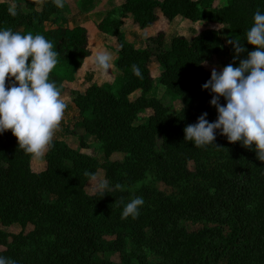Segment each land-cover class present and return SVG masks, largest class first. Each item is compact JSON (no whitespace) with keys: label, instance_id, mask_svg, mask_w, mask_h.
<instances>
[{"label":"trees","instance_id":"16d2710c","mask_svg":"<svg viewBox=\"0 0 264 264\" xmlns=\"http://www.w3.org/2000/svg\"><path fill=\"white\" fill-rule=\"evenodd\" d=\"M215 2L120 0L106 14L96 29L116 39V78L112 84L67 92L79 118L65 132L77 136L80 149L53 140L44 156L45 169L37 172L32 169L33 157L17 146L11 131L0 133V225L46 224L53 236L46 249L42 230L8 240L0 229V247L4 248L0 255L17 264H113L104 259L106 253L128 259V264H264V162L256 159L255 151L239 142L229 143L219 133L214 143L220 148H197L184 141L185 126L213 107L209 104L212 95L201 86L211 73L205 64L221 51L217 30H191V39L177 36L168 47L162 31L146 36L144 45L137 47L120 30L128 17L141 30L153 27L160 18L170 23L177 17L227 25L232 38L246 49L240 54L243 58L254 49L246 33L254 13L264 12V0H225L224 5L214 7ZM67 14L65 1L62 8L53 0L0 3V28L40 34L52 42L58 63L50 80L61 95L67 91L65 84L74 83L77 71L91 57L86 29L71 26ZM233 55L230 46L222 67L238 64ZM152 60L161 69L159 81L169 103L194 98L198 100L195 109L170 115L169 106L150 96ZM133 64L140 67L142 79L133 75ZM137 92L139 96L132 99ZM220 103H224L222 98ZM85 137L101 143L105 163L84 153L89 150ZM113 154L124 157L110 161ZM199 158L212 166L190 170L189 162ZM99 170L111 185L152 174L166 185L182 180L185 186L180 198L165 197L135 220L120 221L115 216L107 231L99 228L92 214L103 217L109 195H88L84 190ZM185 223L203 227L188 232ZM104 234L114 239L105 240Z\"/></svg>","mask_w":264,"mask_h":264},{"label":"clouds","instance_id":"9594fccd","mask_svg":"<svg viewBox=\"0 0 264 264\" xmlns=\"http://www.w3.org/2000/svg\"><path fill=\"white\" fill-rule=\"evenodd\" d=\"M53 3L64 6V0ZM253 21L246 41L254 49L240 58L246 52L245 47L240 41L230 39L233 62L238 60V64L229 63L219 71L213 67L210 78L201 86L212 95L209 104L216 110V119L209 122L208 114L202 113L183 132L184 141L197 148L217 147L214 142L219 133L229 143L239 142L255 151L256 159L264 162V12L257 10ZM57 56L52 42L43 35L0 28V133L10 130L17 146L34 159L43 158L53 146L67 107L55 81L50 80V73L58 63ZM111 61L112 54L105 50L97 52L92 63L96 69L107 72ZM131 67L133 75L142 79L140 67L135 64ZM180 105L183 111L181 102ZM85 175L91 174L85 172ZM91 178L92 193L103 197L110 190L109 181L94 175ZM144 203L142 196H135L124 205L121 218L136 219ZM0 264H17V261L0 255Z\"/></svg>","mask_w":264,"mask_h":264},{"label":"rangeland","instance_id":"374dc122","mask_svg":"<svg viewBox=\"0 0 264 264\" xmlns=\"http://www.w3.org/2000/svg\"><path fill=\"white\" fill-rule=\"evenodd\" d=\"M78 0H69L70 4V10L68 15V22L69 24L72 23L73 19L76 18L73 15V10H76V3ZM102 1V0H101ZM98 0H94V2L90 6L89 14L90 19L93 20L95 17L94 15L96 12L102 10L103 12H107L110 9L119 6L120 0H105L106 3L102 5V2ZM8 2H11V0H8ZM99 4V5H98ZM222 0H216L214 7L221 6ZM101 5V6H100ZM111 11V10H110ZM95 12V13H94ZM208 12H211L208 11ZM50 25L47 26L49 28ZM153 36L156 35L157 32L162 31L165 33V46H169L170 42L173 38L177 36H184L187 39H191L193 36V33L191 30H201L205 28H215L218 32L219 39L221 41V51L219 54L214 55L210 58V60L205 64V68L208 71H211L213 67L216 68L217 71H219L222 68V61L227 57L228 50L230 48V44L228 41L230 39H233L230 34V29L227 25H219V24H212L208 22H197L193 23L188 20L183 19H176L172 22L168 23L167 21L157 22L156 25L152 27ZM135 30H138V27L133 23L132 20H129L125 24L124 32L126 36L130 38V41H132L137 47L141 45V47L144 45V40L147 36V33H137ZM149 33H151L149 31ZM92 38V36H89V49L91 51V57L86 60L84 69L85 72L93 71V72H101L99 78V82L101 85H104L105 83L112 84L116 78L117 71L115 69H110L107 72H102L93 65L92 60L95 56V54L99 51H105L112 48L113 41L110 43H106L107 40H102L101 42L96 43V41ZM116 53V49L114 50ZM110 53V52H109ZM112 54V53H111ZM113 63V60L111 61V64ZM150 70L152 77L154 79V88L150 96L157 98L158 100H162L163 103H165L167 106H169L170 115H174L178 113L180 110H182L181 104L184 106L183 109L193 110L198 105V100L194 98L187 99L185 101H181L179 99H175L173 101H170L169 99L164 97V91L165 88L160 84V72L161 69L159 68L158 64L152 60L150 65ZM82 79L85 80V77L82 76ZM82 84L84 85L85 82L83 81ZM139 92L135 93L131 98L135 99L137 96H139ZM65 116L63 115V119L61 121L60 127L55 132L54 137L57 138H64L66 135L65 140L68 142L67 145L75 150H78L81 148L80 141L77 138V136L74 135H67L66 129L71 128L73 129V124L78 120V115L74 117L72 115V111L65 110L64 112ZM78 114V113H77ZM151 111L147 112V115H150ZM207 120L209 122H212L216 119L217 113L214 107H210L207 113ZM85 144L89 148V150H83L84 153L94 156L99 163L103 164L105 163L106 159L103 156V154L100 152V142L96 140L93 137H85L84 139ZM123 154H113L110 157V161H121L123 159ZM44 158V157H43ZM34 159L33 167L32 169L35 171H40L43 169L38 170V168L43 167L45 159ZM43 159V160H42ZM35 165V167H34ZM197 165L201 166H212V164L209 163L205 158H199L198 160L190 161L189 162V168L190 170L194 169ZM41 166V167H40ZM98 179H105L104 171L99 170L97 174L95 175ZM93 180L91 179L86 186L84 187L85 192L88 195H94L92 193V187H93ZM185 183L182 180H178L173 185H166L162 181L158 180L153 176L152 174H147L142 180L134 181L131 183L126 184H120V185H111L110 184V190H108L106 193L109 195V199L106 203V210L103 215V217H100L99 215L93 213L92 214V220L100 225L99 228H104L102 230H110V224L113 222V219L115 216L119 217V220H125L126 222L128 220H135L131 217L127 219H122L121 214L123 211L124 205L129 202L132 198L135 196H142L145 203L140 209L141 216L144 211L147 209L158 206V204L161 202V200L165 197L170 198H180V193L182 192V189L184 188ZM113 213V214H111ZM138 216V217H139ZM131 222V221H130ZM44 224V223H43ZM186 230L188 232H193L201 229L203 225L199 224H191V223H185ZM0 229L2 232L6 234L8 237V240H11V236L23 234L27 235L28 233L34 232V231H41L42 230V240L43 243H46V249L49 248V245L52 243L53 236L49 235L50 231L48 230V226L39 224L36 226L32 223H27L24 227L20 226L19 224H12L7 227H2L0 225ZM105 240H113L114 237L110 235L104 234ZM48 245V246H47ZM4 250V248L0 247V251ZM104 259L113 263V264H128V259H120L119 255H114L113 253H106L104 254ZM131 262V261H130ZM133 263V261H132Z\"/></svg>","mask_w":264,"mask_h":264},{"label":"crops","instance_id":"0c3cea01","mask_svg":"<svg viewBox=\"0 0 264 264\" xmlns=\"http://www.w3.org/2000/svg\"><path fill=\"white\" fill-rule=\"evenodd\" d=\"M64 1L68 4L69 10H70L71 7H70V4H69V0H64ZM98 1H101V0H98ZM4 2H8V0H0V3H4ZM93 2H94V0H78L77 3H76V10H73V15L76 18L73 19V21H72V23L70 25L71 26H74V27L75 26H80V27L85 28L86 31H87L88 41H89V36H92V38L96 41V43L101 42L102 40H104V41L107 40L106 43H110L111 41H113L114 44H112V48L109 50V52L112 53V60H113V63L111 64V67H112V69H115L114 62L117 59V54L114 51L115 49L117 50V42H116V39L113 38V37H109V36L103 35V34L99 33L97 31V29H96V25L106 16V14L111 9L109 11H107L106 13L103 12L102 10L96 12V14L94 15L95 17L92 20V19H90L92 16L90 17L91 14H89L88 12H89L90 6H91V4ZM101 2H102V5L106 3L105 0H102ZM224 4H225V0H222L221 6L224 5ZM176 19H181V18L180 17H177L174 20H176ZM129 20H132V18L131 17H128L127 19L124 20V24H123V26L121 27L120 30H121L122 34L124 35L125 39L128 42L134 44L132 41H130V38L128 36H126V34L124 32L125 24ZM162 21H166V20H164L163 18H160V20L158 22H162ZM152 29H153L152 27L151 28H147V29H142V30L138 28V30H135V31L137 33H140V34L147 33V36H153ZM149 31L151 33H149ZM140 47H141V45H140ZM85 63H86V61L84 62L83 67L80 70L77 71V73L75 75V81H74V83H72V84H65V87L67 88L66 89L67 91L63 95H61V99H63L65 101L66 105H67V107H66L65 110L68 109V110L72 111V115L74 117H76L78 115L77 114V110H76L75 106L72 104V102L70 101V99H69V97L67 95V92L68 91H71V90H75V91H79V92H84L88 87H90L93 84H96L98 86H102L100 84V82H99V78H97V76L100 77L101 72H93V71H89L88 73L85 72V70H83L84 69V66H85ZM82 76L85 77V80L82 79V82L83 81L85 82L84 85L81 82ZM64 117L67 118V116H65V115H64ZM65 138H66V135H65L64 138L63 137L62 138L54 137L53 140H61V141H64L65 143H68L65 140ZM33 161H34V158L32 159V167H33V163H34ZM34 167H35V165H34ZM40 169H43V170L45 169V162H44L43 167L38 168V170H40ZM40 171H42V170H40ZM37 172H39V171H37Z\"/></svg>","mask_w":264,"mask_h":264}]
</instances>
